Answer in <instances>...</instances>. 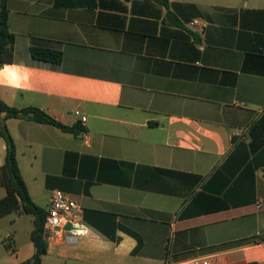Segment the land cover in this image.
Returning a JSON list of instances; mask_svg holds the SVG:
<instances>
[{
  "label": "crops",
  "instance_id": "1",
  "mask_svg": "<svg viewBox=\"0 0 264 264\" xmlns=\"http://www.w3.org/2000/svg\"><path fill=\"white\" fill-rule=\"evenodd\" d=\"M7 5L1 98L80 129L6 121L33 202L47 211L61 190L83 211L87 233L48 242L43 264H264V0ZM32 46L61 63L35 60ZM6 151L0 137V166ZM25 215L0 218L15 231L0 264L34 255Z\"/></svg>",
  "mask_w": 264,
  "mask_h": 264
},
{
  "label": "trees",
  "instance_id": "2",
  "mask_svg": "<svg viewBox=\"0 0 264 264\" xmlns=\"http://www.w3.org/2000/svg\"><path fill=\"white\" fill-rule=\"evenodd\" d=\"M159 1L168 5V0ZM54 4L60 8H92L96 6L97 0H54ZM14 43L15 35L9 28L7 0H0V66L12 60ZM31 55L35 60L50 63L53 66L59 65L62 61V53L49 48L32 46ZM8 119H25L49 124L75 135L80 129L78 126L69 127L60 123L37 107H12L5 103L0 96V137L5 140L7 145L5 163L0 166V185L7 190V195L0 199V218L14 211H21L33 216L34 229L31 233V240L35 246V253L30 259L20 264H43V257L47 254V242L44 238L47 212L37 206L29 195L19 167L17 147L6 125Z\"/></svg>",
  "mask_w": 264,
  "mask_h": 264
},
{
  "label": "built area",
  "instance_id": "3",
  "mask_svg": "<svg viewBox=\"0 0 264 264\" xmlns=\"http://www.w3.org/2000/svg\"><path fill=\"white\" fill-rule=\"evenodd\" d=\"M186 27L202 29L198 20H192ZM75 116L80 118L81 123L87 121V116L80 111H75ZM46 212L44 238L47 243L55 241L70 242L76 237L87 233L82 208L72 195L61 190L53 191L50 205ZM68 225L71 226V229H66ZM182 264H209V262L194 259Z\"/></svg>",
  "mask_w": 264,
  "mask_h": 264
},
{
  "label": "rangeland",
  "instance_id": "4",
  "mask_svg": "<svg viewBox=\"0 0 264 264\" xmlns=\"http://www.w3.org/2000/svg\"><path fill=\"white\" fill-rule=\"evenodd\" d=\"M24 218H25L24 223L27 224V222L32 219V216L25 215ZM15 228L19 229V236H21V239H22V248L20 249L21 251L20 250L17 251V254H19V257H22L24 256L26 252L28 253L29 251L27 239L23 237L24 235L23 223H19L18 225H16ZM12 231L15 233L14 226L11 225L9 219H4L3 221H0V257H6V258L9 257L8 254L11 248H8L5 245V243L7 242L11 244ZM12 247H14V245H12ZM11 256L12 258H15L17 255L16 253H12Z\"/></svg>",
  "mask_w": 264,
  "mask_h": 264
},
{
  "label": "water",
  "instance_id": "5",
  "mask_svg": "<svg viewBox=\"0 0 264 264\" xmlns=\"http://www.w3.org/2000/svg\"><path fill=\"white\" fill-rule=\"evenodd\" d=\"M171 16H172V13H169V17H171ZM66 229H71V226L68 225V226L66 227Z\"/></svg>",
  "mask_w": 264,
  "mask_h": 264
}]
</instances>
